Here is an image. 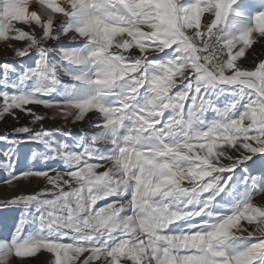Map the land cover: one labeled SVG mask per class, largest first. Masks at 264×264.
Listing matches in <instances>:
<instances>
[{"label": "snow or ice", "instance_id": "1", "mask_svg": "<svg viewBox=\"0 0 264 264\" xmlns=\"http://www.w3.org/2000/svg\"><path fill=\"white\" fill-rule=\"evenodd\" d=\"M0 41V182L43 181L0 264H264V0H0Z\"/></svg>", "mask_w": 264, "mask_h": 264}, {"label": "rangeland", "instance_id": "2", "mask_svg": "<svg viewBox=\"0 0 264 264\" xmlns=\"http://www.w3.org/2000/svg\"><path fill=\"white\" fill-rule=\"evenodd\" d=\"M36 5H33V8H36ZM18 27L24 28L25 26L23 24H18ZM29 30V29H25ZM50 43V42H49ZM23 42H17V41H11L10 43H5L3 41H0V61L4 60H10L15 63H20L19 58L15 57V49L18 47H22ZM264 56V50L261 49L260 45H254L253 50H249L247 52L248 60L245 61V64H251L252 60L257 56ZM25 63H30V61L25 60L23 61ZM45 110L40 109V112L43 113ZM53 113L51 111L48 112V116H52ZM45 128H51V129H63L65 131L71 130L72 136H77L81 134L83 131H89L91 129V124L87 120L83 122H76L73 123L71 121V118L68 120L63 119L62 117L56 116L55 119H46L44 122ZM14 125V122L11 119H8L6 121H0V133L5 131H10ZM35 127H39V125H36ZM57 139H62V137L58 134ZM5 145L0 144V163L3 162V156L2 152L5 149ZM17 155L19 157L17 169H24L29 164H33L31 160H29L27 157L29 155V149L28 147H21ZM255 163L252 164V167H257L261 163L260 159L257 157H254ZM35 167L39 168V165L36 164ZM6 171L3 167H0V181H3L5 178ZM43 181L38 179H31L30 182L28 181H22L20 183L14 182L12 185H6L2 182H0V201L9 199L14 195L20 194L21 192H30L34 190H38L40 187H42ZM255 201L257 203H264V194H258L255 197ZM20 215V210L16 206H2L0 205V236H4L9 234L13 228L14 225ZM48 258L47 253H41L37 257L28 259L26 261V264H42L44 260Z\"/></svg>", "mask_w": 264, "mask_h": 264}]
</instances>
